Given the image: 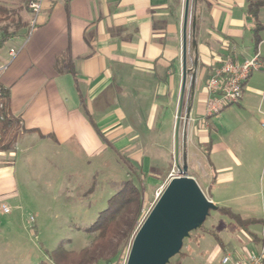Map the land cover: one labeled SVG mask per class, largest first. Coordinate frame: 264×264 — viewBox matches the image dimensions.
Wrapping results in <instances>:
<instances>
[{
  "label": "crops",
  "instance_id": "0c3cea01",
  "mask_svg": "<svg viewBox=\"0 0 264 264\" xmlns=\"http://www.w3.org/2000/svg\"><path fill=\"white\" fill-rule=\"evenodd\" d=\"M193 6L196 32L193 35L191 29L187 49L191 85L180 146L188 166L196 163L198 152L209 163L212 179L204 191L217 205L212 195L218 178L212 162L217 144L207 134L215 116L207 127L202 123L208 80L215 68L228 61L243 63L259 52L264 62V31L256 48L249 0H194ZM184 12L185 0H43L32 29L26 7L28 36L13 37L0 48V84L9 90L11 114L21 122L15 150L0 153V186L14 176L19 152L29 156L23 160L24 168L32 169L33 164H42L47 153L74 150L85 142L96 154L103 147L98 136L108 138L116 152L127 148L126 139L136 132L135 108L150 117L146 123L154 124L165 110L174 124L183 79ZM259 21L264 25V6ZM262 81L264 69L251 75L239 107L257 104L264 109ZM127 107L133 110L127 112ZM126 118L133 125L123 127ZM170 173L154 191L151 208ZM190 174L198 182L197 173ZM194 239L200 242L201 235ZM219 239L222 250L225 244ZM184 253L183 260L189 256Z\"/></svg>",
  "mask_w": 264,
  "mask_h": 264
},
{
  "label": "rangeland",
  "instance_id": "374dc122",
  "mask_svg": "<svg viewBox=\"0 0 264 264\" xmlns=\"http://www.w3.org/2000/svg\"><path fill=\"white\" fill-rule=\"evenodd\" d=\"M193 2L190 1L189 8L187 49L191 41ZM0 3L25 21L26 0H0ZM4 27H8L10 33L14 30L10 21H0V29ZM261 83L264 88V81ZM190 85L191 72L187 79L180 135L187 117ZM120 109L124 111L123 107ZM131 110L133 108L127 107V112ZM135 110L136 132L126 139L130 145L119 152L108 138L98 136L103 147L96 154L92 152V145L85 142L74 150L49 152L42 158V164L26 169L23 160L29 156L18 151L14 176L2 181L4 184L0 186V196L6 195L0 197V264H56L54 256L59 247L73 258L63 263L72 264L93 241L89 228L126 181H132L143 191L147 205L141 211L135 231L117 249L119 255L130 251L134 236L151 208L149 203L154 191L170 170V174L178 173L175 166L176 121L171 125L172 116L164 110L156 116L154 124L146 123L150 117L139 108ZM128 121L127 118L123 120L122 126L133 125ZM212 126L207 134L217 144L212 162L218 175L212 195L218 207H229L244 220H254L249 228L258 241L240 232H231L229 226L235 222L218 210L211 211L204 230L192 232L190 239L184 241L181 252H188L189 256L182 264H223L225 257L230 260L228 264H236L251 254L261 255L264 251V109L257 104L247 107L233 104L212 119ZM196 127L199 132L201 123ZM183 156L180 146V165ZM192 171L197 173V183L207 193L212 179L211 168L199 152L196 163L188 166L189 175ZM2 205L9 209L8 213L2 210ZM211 231L221 238L224 249H220ZM197 235H201L198 243L194 239Z\"/></svg>",
  "mask_w": 264,
  "mask_h": 264
},
{
  "label": "trees",
  "instance_id": "16d2710c",
  "mask_svg": "<svg viewBox=\"0 0 264 264\" xmlns=\"http://www.w3.org/2000/svg\"><path fill=\"white\" fill-rule=\"evenodd\" d=\"M264 6V2L249 0L248 16L254 22L251 30L254 46L258 48L261 43V33L264 31V25L259 21V14ZM28 7V5H27ZM10 21L14 26L13 32H9L8 27L0 29V48L13 37H27L29 32V23L23 21L17 13L9 10L0 3V21ZM193 46L191 50H193ZM2 94L0 95V153H11L15 150L17 136L21 129V122L11 114V94L1 84ZM206 156L210 155V145L205 150ZM146 207L143 191L132 181H126L122 189L108 201V207L104 210L98 220L89 228V233L94 236L90 246L83 249L78 255L74 264H93L103 262L104 264H113L120 257L117 251L131 232L135 231L141 216V211ZM218 211L228 216L235 224H231V232H240L248 237L258 241V238L250 231V225L255 223L249 219L244 220L240 215L234 213L230 208L219 207ZM204 230V226L200 229ZM212 235L219 241L217 234L212 231ZM59 247L54 256V263L64 264L73 260L64 249ZM262 264H264V251L261 254ZM185 253L181 252L173 258L170 264H182ZM64 262V263H63ZM72 263V264H73Z\"/></svg>",
  "mask_w": 264,
  "mask_h": 264
},
{
  "label": "water",
  "instance_id": "95a60500",
  "mask_svg": "<svg viewBox=\"0 0 264 264\" xmlns=\"http://www.w3.org/2000/svg\"><path fill=\"white\" fill-rule=\"evenodd\" d=\"M190 1L185 0L183 35V79L175 125V166L178 175L170 179L136 235L127 264H170L181 253L183 243L191 233L200 230L211 211L219 207L203 192L197 181L189 175L187 156L180 165V128L187 88V46ZM193 35L196 19L192 22ZM196 46V42L193 43ZM187 120V119H186Z\"/></svg>",
  "mask_w": 264,
  "mask_h": 264
},
{
  "label": "built area",
  "instance_id": "2783aa9c",
  "mask_svg": "<svg viewBox=\"0 0 264 264\" xmlns=\"http://www.w3.org/2000/svg\"><path fill=\"white\" fill-rule=\"evenodd\" d=\"M28 6L31 11V27L36 26L38 17L42 12L43 0H28ZM11 55L15 56L16 52L11 51ZM264 69V62L260 58L259 52H257L252 58L245 60L243 63L228 61L214 69L210 79L208 80V93L209 99L206 104L202 123L204 126H208L210 118L220 114L227 107L237 104L243 97L244 86L249 80L251 75ZM2 87L0 86V95L2 94ZM177 174H170V179L177 176ZM161 193L157 195L159 198ZM2 210L6 213L9 209L2 205ZM150 210L144 216V220L148 216ZM130 252V251H129ZM129 252L121 255L113 264H127ZM230 262L228 257L223 259V264ZM236 264H262L261 255H249L247 259L237 261Z\"/></svg>",
  "mask_w": 264,
  "mask_h": 264
}]
</instances>
